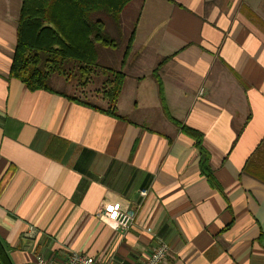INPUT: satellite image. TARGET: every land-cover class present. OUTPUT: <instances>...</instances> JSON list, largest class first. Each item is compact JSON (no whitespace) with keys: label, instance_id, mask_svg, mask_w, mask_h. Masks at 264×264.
<instances>
[{"label":"crops","instance_id":"obj_1","mask_svg":"<svg viewBox=\"0 0 264 264\" xmlns=\"http://www.w3.org/2000/svg\"><path fill=\"white\" fill-rule=\"evenodd\" d=\"M21 4L0 0V242L11 263L77 251L142 264L161 242L166 264H264V183L245 172L253 160L264 170V0H133L118 119L10 78ZM183 126L202 134L222 193ZM113 210L132 214L129 228L107 219Z\"/></svg>","mask_w":264,"mask_h":264},{"label":"trees","instance_id":"obj_2","mask_svg":"<svg viewBox=\"0 0 264 264\" xmlns=\"http://www.w3.org/2000/svg\"><path fill=\"white\" fill-rule=\"evenodd\" d=\"M132 1L22 0L10 78L18 80L29 92L46 91L105 115L121 118L116 112V104L125 76L110 64L101 66L99 56L101 49L118 53L122 48V61L126 58L134 23L128 33L124 13ZM154 75L163 101L156 70ZM89 94L105 105L91 102L86 98ZM181 130L194 141L201 158V173L214 189L222 193L208 165L202 134L186 126ZM253 162L246 164L245 172L264 183V170L254 172ZM0 264H12L1 242Z\"/></svg>","mask_w":264,"mask_h":264},{"label":"built area","instance_id":"obj_3","mask_svg":"<svg viewBox=\"0 0 264 264\" xmlns=\"http://www.w3.org/2000/svg\"><path fill=\"white\" fill-rule=\"evenodd\" d=\"M139 195L145 197L146 192L140 191ZM109 221H113L118 227L126 230L133 221L132 214L119 212L116 210L109 211L106 214ZM169 255V248L166 244L158 242L152 249L147 259L142 264H166ZM35 264H99L93 257L87 256L81 252L71 251L64 261L58 262L53 259L45 258L38 255L35 258Z\"/></svg>","mask_w":264,"mask_h":264},{"label":"rangeland","instance_id":"obj_4","mask_svg":"<svg viewBox=\"0 0 264 264\" xmlns=\"http://www.w3.org/2000/svg\"><path fill=\"white\" fill-rule=\"evenodd\" d=\"M134 6H136V4H131L128 6V8L126 9L125 13H124V23L126 24L125 27H127L128 29V33L130 32V30L132 29L134 20L136 18V12ZM125 16H127V18H130V23H126L125 20ZM122 48L118 53H111L107 50H104V52L102 51V49L100 50V56H99V60H100V65L101 66H107V65H111L113 68H117L118 69V65L121 61H119V59L122 57ZM58 87H60V84L57 85ZM91 90H93L94 88H90ZM86 98H89L91 100V102L93 103H99L97 99H95V97H91L90 94L88 96H86Z\"/></svg>","mask_w":264,"mask_h":264}]
</instances>
